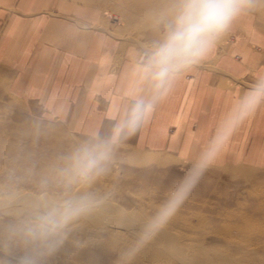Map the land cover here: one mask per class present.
<instances>
[{"label": "crops", "instance_id": "1", "mask_svg": "<svg viewBox=\"0 0 264 264\" xmlns=\"http://www.w3.org/2000/svg\"><path fill=\"white\" fill-rule=\"evenodd\" d=\"M164 0H0V90L29 115L73 135H107L130 103L128 75L158 37L147 13ZM264 74V28L239 21L211 58L177 83L120 148L189 164L237 98ZM215 168L264 181V107L233 137Z\"/></svg>", "mask_w": 264, "mask_h": 264}, {"label": "clouds", "instance_id": "2", "mask_svg": "<svg viewBox=\"0 0 264 264\" xmlns=\"http://www.w3.org/2000/svg\"><path fill=\"white\" fill-rule=\"evenodd\" d=\"M264 12V0H164L147 13L158 37L129 70L130 103L107 135L93 134L49 162L26 194L15 173L0 184V264H48L64 246L77 221L93 215L108 199L90 189L107 175L122 142L152 117L178 82L207 62L220 42L245 18ZM264 107V74L232 105L207 142L189 160L183 177L147 219L131 259L163 230L222 160L233 137ZM7 218V219H5ZM79 246V245H78Z\"/></svg>", "mask_w": 264, "mask_h": 264}, {"label": "rangeland", "instance_id": "3", "mask_svg": "<svg viewBox=\"0 0 264 264\" xmlns=\"http://www.w3.org/2000/svg\"><path fill=\"white\" fill-rule=\"evenodd\" d=\"M254 17L264 28V12ZM84 140L32 117L0 90V184L14 172L26 194L35 192L49 162ZM188 167L167 154L119 147L111 171L90 189L108 199L76 222L48 264H264L263 176L234 168L209 170L167 226L126 257Z\"/></svg>", "mask_w": 264, "mask_h": 264}, {"label": "bare ground", "instance_id": "4", "mask_svg": "<svg viewBox=\"0 0 264 264\" xmlns=\"http://www.w3.org/2000/svg\"><path fill=\"white\" fill-rule=\"evenodd\" d=\"M105 224H107V222H105ZM148 250V249H147ZM160 255V254H159ZM229 255V254H228ZM162 256H163V254H162ZM225 256H227V252H226V255ZM158 257V256H157ZM220 257H221V253H220ZM219 258V257H218ZM240 258V257H239ZM158 261V260H157ZM161 261V260H160ZM228 261V260H227ZM230 261V260H229Z\"/></svg>", "mask_w": 264, "mask_h": 264}]
</instances>
